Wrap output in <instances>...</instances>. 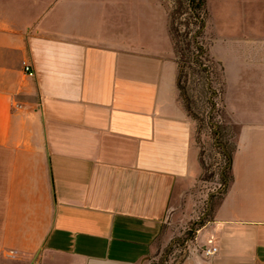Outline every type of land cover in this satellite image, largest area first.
I'll use <instances>...</instances> for the list:
<instances>
[{"label":"crops","instance_id":"crops-1","mask_svg":"<svg viewBox=\"0 0 264 264\" xmlns=\"http://www.w3.org/2000/svg\"><path fill=\"white\" fill-rule=\"evenodd\" d=\"M242 1L204 48L228 178L177 264H264V0ZM168 15L0 0V264H152L171 238L198 154Z\"/></svg>","mask_w":264,"mask_h":264},{"label":"rangeland","instance_id":"rangeland-1","mask_svg":"<svg viewBox=\"0 0 264 264\" xmlns=\"http://www.w3.org/2000/svg\"><path fill=\"white\" fill-rule=\"evenodd\" d=\"M83 1L168 8V32L173 43L172 57L178 71L176 84L179 101L194 125L193 148L198 154V172L188 191V198L181 201L178 219L172 221L173 223L170 221L174 233L162 245L152 264H177L192 244L200 224L210 218L211 205L222 194L225 179L228 178L225 151H229L231 147L229 133L222 130L216 118L219 68L204 51L198 56L192 45L191 38L195 28L190 15L191 10L195 11V0ZM242 5V0H205V32L197 41L203 47L207 45L209 48L217 35L228 31L227 26L240 24L239 18L241 12H244ZM254 14L264 18V13ZM258 23L264 25V22L257 20L252 22ZM215 130H218V135L214 134Z\"/></svg>","mask_w":264,"mask_h":264},{"label":"trees","instance_id":"trees-1","mask_svg":"<svg viewBox=\"0 0 264 264\" xmlns=\"http://www.w3.org/2000/svg\"><path fill=\"white\" fill-rule=\"evenodd\" d=\"M194 10H191V19H192V25L194 26V32H193V37L191 38L192 40V45L194 46V50L196 54L199 56L203 53L205 54V47L201 45L197 40L205 32V23H206V16H207V11L205 9V0H195V5H194ZM215 135H218V130L214 131ZM225 157L227 160L228 164L230 162V151L226 149L225 151ZM227 168V167H226ZM202 224H200L201 226Z\"/></svg>","mask_w":264,"mask_h":264},{"label":"built area","instance_id":"built-area-1","mask_svg":"<svg viewBox=\"0 0 264 264\" xmlns=\"http://www.w3.org/2000/svg\"><path fill=\"white\" fill-rule=\"evenodd\" d=\"M23 71L28 75V76H33L34 75V73H33V71H31V69L28 67V65L26 64V63H23ZM200 251L202 252V255L204 256V257H210V256H212L214 253H215V251H216V248H214V247H209V248H206V247H201L200 248Z\"/></svg>","mask_w":264,"mask_h":264},{"label":"water","instance_id":"water-1","mask_svg":"<svg viewBox=\"0 0 264 264\" xmlns=\"http://www.w3.org/2000/svg\"><path fill=\"white\" fill-rule=\"evenodd\" d=\"M220 145L222 146V144L220 143ZM223 147V146H222Z\"/></svg>","mask_w":264,"mask_h":264}]
</instances>
